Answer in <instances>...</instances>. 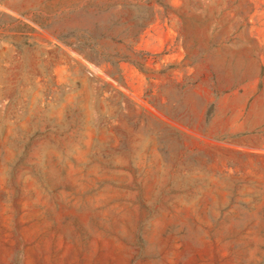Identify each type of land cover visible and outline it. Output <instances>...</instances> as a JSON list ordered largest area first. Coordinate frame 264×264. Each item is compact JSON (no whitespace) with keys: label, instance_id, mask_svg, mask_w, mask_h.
I'll list each match as a JSON object with an SVG mask.
<instances>
[{"label":"rangeland","instance_id":"obj_1","mask_svg":"<svg viewBox=\"0 0 264 264\" xmlns=\"http://www.w3.org/2000/svg\"><path fill=\"white\" fill-rule=\"evenodd\" d=\"M0 264H264V0H0Z\"/></svg>","mask_w":264,"mask_h":264}]
</instances>
